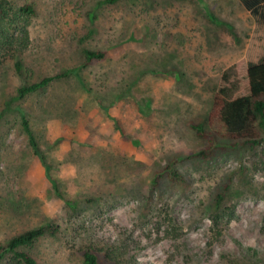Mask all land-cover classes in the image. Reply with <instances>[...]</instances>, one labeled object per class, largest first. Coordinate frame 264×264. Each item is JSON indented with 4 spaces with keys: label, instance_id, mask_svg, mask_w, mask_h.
<instances>
[{
    "label": "rangeland",
    "instance_id": "1",
    "mask_svg": "<svg viewBox=\"0 0 264 264\" xmlns=\"http://www.w3.org/2000/svg\"><path fill=\"white\" fill-rule=\"evenodd\" d=\"M10 1L36 13L23 72L9 58L0 65V244L52 222L56 236L20 248L38 264H83L88 249L105 264H264V131L248 144L219 138L202 156L207 141L189 124L213 131L222 74L243 82L264 61V3ZM85 48L105 55L15 98L19 86L82 64ZM15 263L11 254L0 262Z\"/></svg>",
    "mask_w": 264,
    "mask_h": 264
},
{
    "label": "trees",
    "instance_id": "2",
    "mask_svg": "<svg viewBox=\"0 0 264 264\" xmlns=\"http://www.w3.org/2000/svg\"><path fill=\"white\" fill-rule=\"evenodd\" d=\"M120 0H100L99 4H115ZM244 5L256 7L263 4L264 0H242ZM33 3L26 2L15 6L10 0H0V65L6 60L13 61L16 72H23L22 55L30 43L29 25L30 18L35 15ZM219 26H224L232 35H235L233 25L227 21L217 22ZM105 55L103 50L83 49L84 60L82 64L67 68L54 75H46L37 81L29 82L16 89V99H22L28 94L35 93L46 88L55 79L77 75L80 70L87 66L92 60L102 59ZM246 80L241 82L234 78L231 71H225L221 76V82L216 90L213 103L207 121L213 131H206L202 126V121L198 123L190 122V126L195 130L198 137L204 138L207 145L199 149L197 154L209 156L213 154L218 143V139L232 140L235 144L254 143V137L259 131H264V61L250 63L246 69ZM15 110L20 114L21 125L27 135L28 144L32 151L43 158L35 134L30 127L26 111L16 106ZM118 130L122 135V129ZM57 138L55 142H59ZM223 147L224 144H221ZM170 180L180 179L177 173L169 172ZM157 176L152 178L155 185ZM55 193L64 199L68 206H74L75 202L65 197L59 190L55 181L52 183ZM229 185L226 183L221 192L216 195L215 207L220 210L224 202L225 193H228ZM58 226L52 222H45L35 228L28 229L10 238L5 244H0V262L7 254H11L15 264H38L34 256L20 249L30 247L43 236H56ZM111 258H108L110 260ZM107 260V261H108ZM83 264H105L101 261L97 253L93 250H85L82 253ZM111 262V261H108ZM111 264V263H110ZM117 264V263H112Z\"/></svg>",
    "mask_w": 264,
    "mask_h": 264
}]
</instances>
